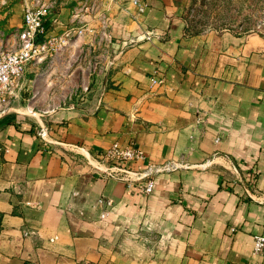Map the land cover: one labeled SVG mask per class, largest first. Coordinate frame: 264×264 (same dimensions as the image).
Returning a JSON list of instances; mask_svg holds the SVG:
<instances>
[{"label": "crops", "instance_id": "obj_1", "mask_svg": "<svg viewBox=\"0 0 264 264\" xmlns=\"http://www.w3.org/2000/svg\"><path fill=\"white\" fill-rule=\"evenodd\" d=\"M22 1L7 10L11 29ZM82 1L58 0L45 37L66 32ZM139 1L141 14L133 0L82 14L95 39L104 20L109 61L80 101L44 119L47 140L32 120L0 118V264H264L253 253L264 233V34L189 32L184 0ZM115 141L176 168L142 193L93 166Z\"/></svg>", "mask_w": 264, "mask_h": 264}, {"label": "rangeland", "instance_id": "obj_2", "mask_svg": "<svg viewBox=\"0 0 264 264\" xmlns=\"http://www.w3.org/2000/svg\"><path fill=\"white\" fill-rule=\"evenodd\" d=\"M16 0H0V50L10 48L15 28L7 27V10ZM182 17L189 32L202 30H231L237 33L254 30L264 34V0H184ZM6 12V14H5ZM83 23H71L49 40L39 60L28 63L25 82L19 100L11 106L28 108L46 114L65 103L78 102L84 97L82 87L105 72L109 58V44L90 35L91 28L82 35L77 33ZM72 28V29H70ZM70 29V30H69ZM69 32L67 33V31ZM44 38H40L42 41ZM51 39V38H49ZM48 40V38L44 39ZM100 43H97L98 41ZM99 56V54H101ZM23 110V109H22ZM13 116L19 115L16 111Z\"/></svg>", "mask_w": 264, "mask_h": 264}, {"label": "built area", "instance_id": "obj_3", "mask_svg": "<svg viewBox=\"0 0 264 264\" xmlns=\"http://www.w3.org/2000/svg\"><path fill=\"white\" fill-rule=\"evenodd\" d=\"M57 1H22V24L13 33L14 38L11 47L0 50V111L4 110L14 99V92L20 88L26 76L28 63L39 60L38 56L47 48L49 40H52L48 38L46 41L44 39L47 33V20L56 7ZM101 2L102 0H92L91 2L83 0L80 2L73 10L71 23H82V14L96 11ZM133 3L137 6L139 14L144 12L145 5L142 2L133 0ZM85 26L82 25L78 29L79 35H82L85 30H89ZM97 37L99 41L104 39L109 44L112 42L104 20L101 21ZM40 38L44 39L41 41ZM99 41L97 43H100ZM94 71L96 74L103 73L99 69L97 71L94 69ZM156 82V80L152 81V83ZM88 89V86L85 85L82 87V92H87ZM38 134L41 136L42 130ZM145 159L146 154L133 142L121 144L115 141L95 157L96 165L94 167L129 185H135L142 193L149 194L154 187L155 174L175 169L176 165L172 162L146 163ZM99 203H104V200L99 199ZM105 204L109 205V202L106 201ZM28 234V231L24 232V235ZM253 253L264 256V233L254 236Z\"/></svg>", "mask_w": 264, "mask_h": 264}, {"label": "water", "instance_id": "obj_4", "mask_svg": "<svg viewBox=\"0 0 264 264\" xmlns=\"http://www.w3.org/2000/svg\"><path fill=\"white\" fill-rule=\"evenodd\" d=\"M110 61H113V57L111 58ZM29 81L26 76L24 77V80L21 83V86L18 90H16L14 92V99L13 100H19L20 96H21V91L23 88L26 87L25 82ZM23 109V110H22ZM55 109L49 111L46 114H41V113H37L34 110L28 111V108H23V107H16V106H11L7 109H4L2 111H0V118L12 115L11 113L13 111H16L17 113H19V115H17V117H23V118H27L29 120L34 121L35 123L38 124V126L40 127V130H42V135L41 137L45 140H47V131H48V125L47 122L44 121V119L51 113L53 112ZM95 160L93 159V166H95Z\"/></svg>", "mask_w": 264, "mask_h": 264}]
</instances>
